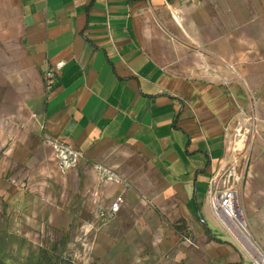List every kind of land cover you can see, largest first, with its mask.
Instances as JSON below:
<instances>
[{
    "label": "crops",
    "instance_id": "crops-1",
    "mask_svg": "<svg viewBox=\"0 0 264 264\" xmlns=\"http://www.w3.org/2000/svg\"><path fill=\"white\" fill-rule=\"evenodd\" d=\"M183 2L0 0V107L84 153L136 150L184 212L222 232L206 193L227 162L229 103L247 94H223L216 68L188 54L172 17ZM213 249V264H254L228 239Z\"/></svg>",
    "mask_w": 264,
    "mask_h": 264
},
{
    "label": "rangeland",
    "instance_id": "rangeland-1",
    "mask_svg": "<svg viewBox=\"0 0 264 264\" xmlns=\"http://www.w3.org/2000/svg\"><path fill=\"white\" fill-rule=\"evenodd\" d=\"M183 1L172 17L188 54L216 68L223 94L230 85L247 94L224 116L222 171L264 243V0ZM24 124L19 107H0V264H213L223 240L240 249L224 226L212 231L184 212L136 150L84 153ZM116 196L122 205L109 215Z\"/></svg>",
    "mask_w": 264,
    "mask_h": 264
},
{
    "label": "built area",
    "instance_id": "built-area-1",
    "mask_svg": "<svg viewBox=\"0 0 264 264\" xmlns=\"http://www.w3.org/2000/svg\"><path fill=\"white\" fill-rule=\"evenodd\" d=\"M62 64V62H57L55 69L61 68ZM52 76L53 71L47 68L44 73L46 89L51 86L48 81ZM55 142L62 144V142ZM66 145L70 147L68 144ZM225 173L226 171H220L210 181L206 193L208 206L224 228L236 237L243 255L254 264H264V243L256 238L250 230L248 218L238 191L227 185V176L231 174V171ZM122 202L121 196L114 197L108 205L107 213L115 215L120 210Z\"/></svg>",
    "mask_w": 264,
    "mask_h": 264
}]
</instances>
